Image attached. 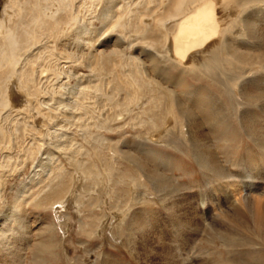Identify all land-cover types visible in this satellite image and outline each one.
<instances>
[{
  "label": "bare ground",
  "instance_id": "bare-ground-1",
  "mask_svg": "<svg viewBox=\"0 0 264 264\" xmlns=\"http://www.w3.org/2000/svg\"><path fill=\"white\" fill-rule=\"evenodd\" d=\"M139 1L140 4H117L116 0H105L95 17L99 24L96 28L90 23L91 14H96V8L93 10L95 2L102 0H7L0 19V149H11L9 131L13 128L8 130L4 125L10 120L5 111L11 106L13 88L22 98L23 107L34 105L40 109L44 104L39 99L42 70L54 73L51 80L63 78L64 83L57 82L61 88L71 78L78 80V68L82 69L85 61L76 53L65 55L66 52L59 51L58 45L65 41L68 46L83 48L94 34L104 31L107 39L103 45L108 50L98 52L102 62L100 67L87 64L89 73L101 76L109 66L113 68L120 64L125 48L136 47L138 54L130 60L139 66L130 75L132 85L127 84L131 96L119 107L124 110L131 104H138L140 109H145L141 102L146 100L148 110L143 112L148 118L141 126L150 135V143L172 147L166 140L168 136L180 137L181 143L171 144L187 147L198 165L216 177L219 183L213 196L211 194L212 198L196 199L207 216L209 238L219 240L228 249L246 251L238 257H227L225 263L264 264V168L255 178H241L232 173L225 175L217 164L204 123L192 111L197 105L206 106V102L215 97L206 90L208 86H220L228 98L230 112L235 117L241 115L240 122L246 134L264 150V129L247 111H243L244 105L264 111V0ZM86 18L89 27L81 28L79 21ZM34 51H37L36 55L32 54ZM142 54L151 63L150 73L143 68L142 61L145 60L139 58ZM54 61L58 67L60 65L55 71L51 70ZM37 64L45 66L40 69V74L34 69ZM172 69L177 71V76L168 73ZM185 76L193 78L196 85L185 91L171 88L178 87ZM97 83L87 89L99 92L100 84ZM78 84L76 81L66 88L67 95H72L73 90L77 92ZM204 113L205 124L213 127L211 124L218 121V114ZM44 117L48 119L50 114H44ZM18 129L14 128L16 134ZM120 154L134 162L137 171L136 178L129 179L128 187L132 186L133 190L131 205L123 213L118 212V228L125 225V217L133 205L148 195H155L178 220H186L178 224L180 228L199 232L202 224L198 219L201 217L196 218L192 196L188 198L175 182L154 172L126 150L122 149ZM7 156H0V210L6 208L0 215V264H18L23 259L27 242L28 225L22 216L26 186L6 187V174L10 173ZM145 218L135 215L127 227L129 246L142 264H149L147 259L152 261L155 258L158 264H185L184 259L174 260V255L166 249L165 238L161 235L153 237L151 230L146 228Z\"/></svg>",
  "mask_w": 264,
  "mask_h": 264
},
{
  "label": "rangeland",
  "instance_id": "rangeland-1",
  "mask_svg": "<svg viewBox=\"0 0 264 264\" xmlns=\"http://www.w3.org/2000/svg\"><path fill=\"white\" fill-rule=\"evenodd\" d=\"M104 1L94 4L96 14H91L90 22L93 27H99L95 17ZM116 2L140 4L139 0ZM6 4L7 0H0V19ZM87 20L79 21V26L89 27ZM91 38V41L84 43L86 45L83 48L68 46L65 41L58 45L59 51L66 52L65 55L76 53L77 56L84 57L83 67L77 71L78 80L71 78L66 86L59 88L57 82L64 83L65 80H51L54 73L44 72L42 69L45 66L37 64L35 71L40 74L41 69L43 72L39 95L41 104L44 103L41 110L34 105L23 107L22 98L13 88L11 106L5 111L10 120L4 128H13L8 129L11 149H0V156L8 155L10 163L6 187L8 185L15 188L21 184L26 186L23 190L25 206L22 208V216L28 225V236L25 237L27 242L22 253L23 259L18 264H142V260L132 252L128 243V221L135 215L146 217V228L151 230L153 237L161 235L165 238L166 249L174 255V260L184 259L185 264H226L227 257L244 255L245 250L228 249L219 240L212 241L207 234V216L196 198H212L219 183L216 182V177L198 165L187 147L174 145L181 143L180 137L168 136L166 140L172 147L150 143V135L141 126L148 118L143 112L148 110L146 100L141 102V107L145 106V109H140L138 104H131L124 110L119 107L131 96L127 84L132 85L130 75L139 66L130 60L138 54L136 47L131 50L129 46L125 48L120 64L113 68L109 66L110 69H105V74L97 78L89 73L87 67L102 65L99 53L108 50L103 45L106 43L107 33L100 31ZM36 53L37 51L32 52L33 55ZM139 58L146 61H142L143 68L150 73L152 68L149 59L145 54ZM51 64L53 71L60 68L56 61ZM172 70L168 73L177 76V71ZM183 79L178 87H169L185 91L189 86L196 85L190 76ZM76 81L79 83L77 92L73 90V96L67 95L66 88L73 86ZM96 83L100 84L97 93L90 90ZM117 90L119 91L116 92ZM206 90L215 97H211L206 106L197 105L192 111L204 123V130L220 169L225 175L232 173L241 178L259 176L264 168V150L246 134L245 127L240 122L241 115L235 117L230 112L228 98L222 88L213 84ZM240 103L243 105L244 102L241 100ZM207 111L218 114V121L211 124L213 127L205 124L204 112ZM243 111H247L259 123L260 128L264 129L263 110L244 105ZM47 113L50 114L48 119L44 117ZM17 126L19 132L16 134L14 128H18ZM122 149L162 177L175 182L188 198L192 196L195 199L193 207L196 209V218L201 217L198 222L202 224L199 232L180 228L178 224L186 220H178L155 195H148L141 199L143 201L133 205L125 217L124 227L118 228L117 217L131 205L133 190L132 186L128 187L129 179L136 178L137 171L134 162L120 154ZM1 210L4 212L6 208ZM147 261L149 264H158L156 258Z\"/></svg>",
  "mask_w": 264,
  "mask_h": 264
}]
</instances>
